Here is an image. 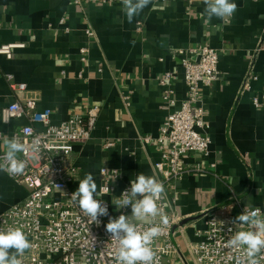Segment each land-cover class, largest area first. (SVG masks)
<instances>
[{"label":"crops","instance_id":"0c3cea01","mask_svg":"<svg viewBox=\"0 0 264 264\" xmlns=\"http://www.w3.org/2000/svg\"><path fill=\"white\" fill-rule=\"evenodd\" d=\"M233 2L237 11L225 25L217 18L205 23L203 0H152L132 22L121 1L89 2L82 10L73 0H0V45L18 44L9 58L0 54V110L14 100L8 73L37 95L52 123L92 103L100 106L90 138L73 144L74 190L86 173L99 187L101 166L119 168L123 183L139 173L157 177L161 148L155 137L187 94L176 50L198 44L217 50L218 77L201 88L209 154L186 159L209 170L186 173L176 184L179 219L171 232L186 260L195 231L213 208L230 205L233 219L249 204L264 210V0ZM82 47L88 48L84 60ZM165 72L174 76L176 103L170 105L159 83ZM27 122L20 117L4 123L0 117V133L8 137ZM144 135L151 140L144 143ZM106 140L114 146L106 148ZM26 194L24 185L0 172V213Z\"/></svg>","mask_w":264,"mask_h":264},{"label":"built area","instance_id":"2783aa9c","mask_svg":"<svg viewBox=\"0 0 264 264\" xmlns=\"http://www.w3.org/2000/svg\"><path fill=\"white\" fill-rule=\"evenodd\" d=\"M73 1L85 10L84 6L89 2L109 3L121 0ZM85 33L88 37L93 36L90 27L86 28ZM17 45H0V54L9 58L11 49ZM87 51V47L79 49L82 60ZM176 51L187 94L180 100L178 108L166 116L155 137L161 154L160 159L154 163V169L167 191V198L160 202V207L165 213L168 226L153 245L161 258V264H190L179 254L172 239V225L179 219L174 210L176 184L186 173L209 170L198 162L191 164L186 159L194 155L209 154L211 139L206 131L209 125L204 120L201 88L202 85H210L219 74L218 53L215 48L198 44L187 50ZM5 77L14 100L2 106L0 117L4 123L15 118H27L28 122L17 127L8 137H18L29 151L26 155H21L27 164L25 172L9 176L24 185L27 194L23 200L0 213V229L20 227L26 233L32 247L19 258L21 264H114L117 244L106 231V224L110 217L132 214L130 206L118 210L111 202L120 197L124 190L130 189L131 181L123 183L119 168H99V187L107 184L109 187V194L102 196L108 207V216L105 219L104 216L98 217L99 225L90 224L89 219L70 198L75 191L70 184L78 173V168L69 161L73 144L90 138L100 112L99 104L92 103L81 112L73 111L65 120L55 124L51 121L50 110L38 107L37 95L27 92L25 82L14 81L9 73ZM173 80L174 76L170 72H165L159 79L163 87V98L169 105L176 103L174 90L170 87ZM253 103L257 105L258 100L254 98ZM36 136L40 138L41 150L33 154L31 144ZM4 137L0 133V138ZM151 138L150 135L140 137L144 143ZM104 146L110 148L114 146V141L106 140ZM211 168H215V163H210ZM115 176V180H112ZM229 208L230 205L213 208L203 225L195 231L197 240L190 245L193 264H235L240 253L227 248L226 241L236 230L246 228L236 227L234 219L228 215ZM160 219L157 217V222ZM137 223L142 229L149 226L147 221ZM260 264H264V259H260Z\"/></svg>","mask_w":264,"mask_h":264},{"label":"clouds","instance_id":"9594fccd","mask_svg":"<svg viewBox=\"0 0 264 264\" xmlns=\"http://www.w3.org/2000/svg\"><path fill=\"white\" fill-rule=\"evenodd\" d=\"M121 3L122 11L128 21L132 22L152 0H121ZM203 3L205 23L217 18L227 25L238 7L233 0H203ZM3 147L5 151L0 155V172L10 177L23 174L27 164L21 155H26L29 149L15 136L5 137ZM40 150L41 141L36 136L32 141L31 151L35 154ZM107 185L98 188L94 175L86 173L79 180L78 188L71 194L72 202L78 205L90 224L99 225L98 217L108 216V207L102 199V196L109 194ZM166 198L167 191L162 181L155 175L139 173L131 180L130 189L124 190L120 197L111 201L118 210L130 206L132 213L130 216L121 214L117 218L110 217L106 224V231L117 244L114 264H161V258L153 245L168 226L165 213L160 207V202ZM157 217L161 218L159 222ZM144 221L149 226L142 229L137 222ZM233 223L241 229L246 228L236 230L226 241L227 248L240 253L235 264H260V259H264V212L249 204L235 217ZM31 247V242L20 227L0 229V264H21L19 258Z\"/></svg>","mask_w":264,"mask_h":264},{"label":"rangeland","instance_id":"374dc122","mask_svg":"<svg viewBox=\"0 0 264 264\" xmlns=\"http://www.w3.org/2000/svg\"><path fill=\"white\" fill-rule=\"evenodd\" d=\"M106 218V216H104V219ZM187 258L189 259V260H187L190 264H193V260H192V257H191V255H188L187 256ZM177 263H179V262H177Z\"/></svg>","mask_w":264,"mask_h":264}]
</instances>
